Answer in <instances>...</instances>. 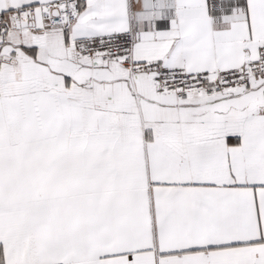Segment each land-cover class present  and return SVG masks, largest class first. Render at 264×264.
I'll list each match as a JSON object with an SVG mask.
<instances>
[{
    "label": "snow or ice",
    "instance_id": "1",
    "mask_svg": "<svg viewBox=\"0 0 264 264\" xmlns=\"http://www.w3.org/2000/svg\"><path fill=\"white\" fill-rule=\"evenodd\" d=\"M0 264H264V0H0Z\"/></svg>",
    "mask_w": 264,
    "mask_h": 264
}]
</instances>
